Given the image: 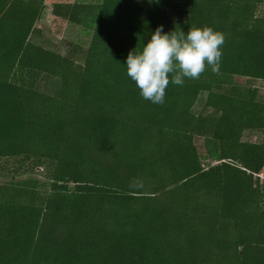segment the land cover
Wrapping results in <instances>:
<instances>
[{"label":"trees","instance_id":"16d2710c","mask_svg":"<svg viewBox=\"0 0 264 264\" xmlns=\"http://www.w3.org/2000/svg\"><path fill=\"white\" fill-rule=\"evenodd\" d=\"M44 8L0 0V162L16 163L6 181L0 165V264H264V95L238 81L264 82V0L61 5L91 30L81 63L30 41ZM161 25L225 36L219 72L170 83L162 105L125 65Z\"/></svg>","mask_w":264,"mask_h":264},{"label":"clouds","instance_id":"9594fccd","mask_svg":"<svg viewBox=\"0 0 264 264\" xmlns=\"http://www.w3.org/2000/svg\"><path fill=\"white\" fill-rule=\"evenodd\" d=\"M224 43V34L208 26L192 27L187 33H164L163 26H158L141 50L128 53L127 76L143 99L162 105L170 83L182 86L185 79H199L207 67L218 73ZM139 186V181L129 185Z\"/></svg>","mask_w":264,"mask_h":264},{"label":"rangeland","instance_id":"374dc122","mask_svg":"<svg viewBox=\"0 0 264 264\" xmlns=\"http://www.w3.org/2000/svg\"><path fill=\"white\" fill-rule=\"evenodd\" d=\"M97 1L100 0H46L44 12L36 23V28L30 37V41L51 48L62 55H70L76 61L81 63L84 52L86 51L91 38V30L69 23L65 19L53 16L52 9L60 11V6L64 4H72L74 2L94 3ZM170 16L178 18V15L174 12H170ZM238 81L242 86L256 88L260 93V96L263 97L264 82L251 79H239ZM57 89L58 80L46 75H42L36 85V90L51 95H55ZM205 99L206 93H201L193 107L194 114H198L201 111ZM262 136L263 134L260 133H246L244 139L255 141L256 138ZM196 145L199 153L203 154L202 140H196ZM208 163H211V161L204 162L205 165ZM0 165L4 167V175H7L5 178H2L1 181L10 180V176H12L11 172L14 170L16 163H14L13 160H9L7 162L1 161ZM26 169L22 173L15 175V179H24L27 177L41 178V168L35 167L33 170H29L30 168ZM262 177V181L264 182V170Z\"/></svg>","mask_w":264,"mask_h":264},{"label":"crops","instance_id":"0c3cea01","mask_svg":"<svg viewBox=\"0 0 264 264\" xmlns=\"http://www.w3.org/2000/svg\"><path fill=\"white\" fill-rule=\"evenodd\" d=\"M46 1V0H45ZM45 5H46V2H45Z\"/></svg>","mask_w":264,"mask_h":264},{"label":"water","instance_id":"95a60500","mask_svg":"<svg viewBox=\"0 0 264 264\" xmlns=\"http://www.w3.org/2000/svg\"><path fill=\"white\" fill-rule=\"evenodd\" d=\"M44 12V10L42 11V13Z\"/></svg>","mask_w":264,"mask_h":264},{"label":"built area","instance_id":"2783aa9c","mask_svg":"<svg viewBox=\"0 0 264 264\" xmlns=\"http://www.w3.org/2000/svg\"><path fill=\"white\" fill-rule=\"evenodd\" d=\"M261 177H262V175H261Z\"/></svg>","mask_w":264,"mask_h":264}]
</instances>
